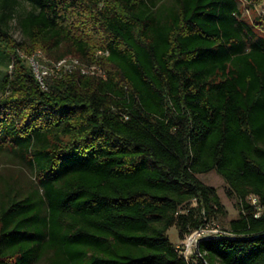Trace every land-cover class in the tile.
Wrapping results in <instances>:
<instances>
[{
    "label": "trees",
    "instance_id": "1",
    "mask_svg": "<svg viewBox=\"0 0 264 264\" xmlns=\"http://www.w3.org/2000/svg\"><path fill=\"white\" fill-rule=\"evenodd\" d=\"M21 1L30 42L85 64L107 51V78L43 90L9 35L18 0H0V62L15 65L0 79V153L31 174L0 173V264H187L166 234L224 212L197 178L211 171L238 217L194 257L264 264V36L238 0Z\"/></svg>",
    "mask_w": 264,
    "mask_h": 264
},
{
    "label": "rangeland",
    "instance_id": "2",
    "mask_svg": "<svg viewBox=\"0 0 264 264\" xmlns=\"http://www.w3.org/2000/svg\"><path fill=\"white\" fill-rule=\"evenodd\" d=\"M241 9L242 19L246 21L249 25L253 26L255 32L264 36V0H238ZM30 9V6L18 0L15 5V17L10 21V29L9 35L12 40L16 43H19L18 56L19 58L25 60L28 63V58H30L35 52H41L46 57H48L39 46L30 42L20 31L15 20L18 15L25 13ZM13 42V41H12ZM35 49V50H34ZM66 57V58H70ZM51 58V57H48ZM103 57L97 58L96 54H94L95 62L99 63V66L104 68ZM14 64L7 65L6 62H0V79L6 74H11L14 70ZM1 95V93H0ZM0 173L8 176L12 174L14 179L19 180L22 184H27L31 179V174L27 168L22 166L20 162L14 158L8 152L0 153ZM197 178L207 186H210L215 189L218 194L221 204L224 208V212L222 214H216L212 217V221L215 225L218 226L219 229L224 230L228 228V222L232 219H236L238 217V211L236 208L235 200L230 199L226 195L227 185L221 176H219L215 171H211L207 174L197 175ZM167 238L172 244H176L179 241L178 231L176 227H171L167 231Z\"/></svg>",
    "mask_w": 264,
    "mask_h": 264
},
{
    "label": "built area",
    "instance_id": "3",
    "mask_svg": "<svg viewBox=\"0 0 264 264\" xmlns=\"http://www.w3.org/2000/svg\"><path fill=\"white\" fill-rule=\"evenodd\" d=\"M95 54L97 58H100L106 56L108 53L104 50H98ZM28 63L43 90H47V78L58 80L74 72H78L84 76H93L100 80L107 78L105 70L99 66V63L93 62L91 64H85L76 57L54 60L46 57L41 52H35L28 58ZM249 200L252 204H256L254 197H249ZM191 206H195V203L193 202ZM228 234L227 231L219 229L214 222L205 223L203 226L186 234L182 239H179L175 244V248L187 264H198L194 255H198L197 246L199 240Z\"/></svg>",
    "mask_w": 264,
    "mask_h": 264
},
{
    "label": "water",
    "instance_id": "4",
    "mask_svg": "<svg viewBox=\"0 0 264 264\" xmlns=\"http://www.w3.org/2000/svg\"><path fill=\"white\" fill-rule=\"evenodd\" d=\"M200 241V240H199ZM197 249H198V246H197Z\"/></svg>",
    "mask_w": 264,
    "mask_h": 264
}]
</instances>
